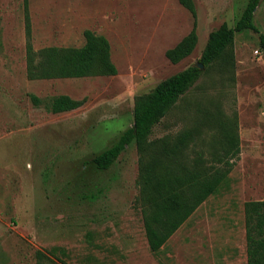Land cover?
<instances>
[{
	"label": "rangeland",
	"instance_id": "1",
	"mask_svg": "<svg viewBox=\"0 0 264 264\" xmlns=\"http://www.w3.org/2000/svg\"><path fill=\"white\" fill-rule=\"evenodd\" d=\"M24 1L0 0V264H53L51 254L60 264H248L245 202L264 200V0L260 32L237 33L234 60L206 71L153 128L152 141L192 130L189 158L202 151L209 164L220 122L237 126L241 146L227 181L158 253L136 202V144L107 170L92 161L133 125L135 97L197 64L209 34L234 26L248 0H194L198 43L178 63L166 51L195 20L178 0H29L36 50L82 46L91 29L109 39L118 70L36 80L27 74ZM61 94L83 105L49 111Z\"/></svg>",
	"mask_w": 264,
	"mask_h": 264
},
{
	"label": "trees",
	"instance_id": "2",
	"mask_svg": "<svg viewBox=\"0 0 264 264\" xmlns=\"http://www.w3.org/2000/svg\"><path fill=\"white\" fill-rule=\"evenodd\" d=\"M178 1L192 12L195 20L191 32L174 47L167 49L166 57L172 63L190 56L198 43L195 1ZM261 1L248 0L234 26L223 23L213 30L197 64L162 80L151 92L136 96L133 125L92 161L97 169L107 170L127 146L136 144L139 152V194L136 202L143 215L148 245L154 253L160 252L192 214L219 191L239 158L241 146L237 126L220 122L219 149L216 147L209 164L202 151H198L196 157L190 160L187 150L193 138L192 130H184L174 138L163 137L152 141L153 128L206 71L217 63H231L234 60L237 33L245 30L260 32L255 24V12ZM24 2L27 74L30 79L117 74L109 39L91 29L84 31L85 42L82 46H47L36 50L32 43L29 0ZM260 42L264 50L263 33H260ZM199 63L203 64L202 68ZM31 98L37 105L42 102L34 94ZM47 105L49 111L62 113L79 108L83 101L61 94L53 97ZM245 217L248 264H264V200L245 202ZM37 255L46 257L42 251H38ZM51 256L49 261L53 264L63 263L54 254Z\"/></svg>",
	"mask_w": 264,
	"mask_h": 264
},
{
	"label": "water",
	"instance_id": "3",
	"mask_svg": "<svg viewBox=\"0 0 264 264\" xmlns=\"http://www.w3.org/2000/svg\"><path fill=\"white\" fill-rule=\"evenodd\" d=\"M198 65H199L201 68L203 67V64H201V63H199Z\"/></svg>",
	"mask_w": 264,
	"mask_h": 264
}]
</instances>
